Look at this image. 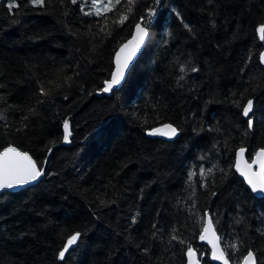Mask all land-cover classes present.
I'll list each match as a JSON object with an SVG mask.
<instances>
[{"label":"trees","instance_id":"trees-1","mask_svg":"<svg viewBox=\"0 0 264 264\" xmlns=\"http://www.w3.org/2000/svg\"><path fill=\"white\" fill-rule=\"evenodd\" d=\"M109 1L98 16L90 0H0V150L49 153L37 183L0 192V264H185L189 246L218 264L206 215L230 264H264V196L234 170L264 147V0ZM138 22L147 44L98 94ZM165 124L177 135H148Z\"/></svg>","mask_w":264,"mask_h":264},{"label":"snow or ice","instance_id":"snow-or-ice-1","mask_svg":"<svg viewBox=\"0 0 264 264\" xmlns=\"http://www.w3.org/2000/svg\"><path fill=\"white\" fill-rule=\"evenodd\" d=\"M75 3L76 0H73ZM117 3H119V0H116ZM133 0H129V3H132ZM31 3L33 6H44L45 0H31ZM8 8L11 11V9L16 8L17 4L14 2V0H11V2L8 3ZM105 10H110V5L105 6ZM90 14V13H86ZM96 15H100V12L97 11ZM149 17L154 15V13L150 10L148 13ZM124 19L122 18L120 23H123ZM101 31H104V29H101ZM136 31L138 33V38L134 37V41L136 42V47L139 46L141 42L144 40V35L146 34L145 26H142V23L136 24ZM258 33L261 35V38L264 39V25L260 26L257 29ZM132 43L131 41L129 42ZM128 45H124V48H127ZM124 48L121 49V51L124 50ZM131 58V54L129 57L125 58L123 62H121L119 54L117 55V67L114 72L111 73V80L105 81V86L103 88L104 92L111 91L114 87L121 85L122 80L125 78L126 71L129 67V61ZM260 60L262 63H264V54L260 56ZM184 69H181L183 71ZM195 71V69H193ZM183 79V77H181ZM40 94L42 96H47L48 92L45 91L43 87L40 89ZM253 112V100L249 99L247 101V105L243 107V115L247 118L249 117V114ZM0 119H3V116H0ZM27 119V117H25ZM248 126L251 129L253 127V121L252 119L247 120ZM164 129L166 130V133H162L161 129H154L148 133V135H157V134H167L169 138H172L177 135V129L173 127L171 124H165ZM69 124L68 121H64V142H68L69 138ZM50 151V150H49ZM244 152V149L241 148L239 152L237 153V156H239L241 153ZM256 158L261 162L262 166V173H261V179L257 183L254 181L247 173L241 172L242 175L245 176V178L248 180V183L252 187L253 192L260 191L264 192V149L258 151L256 153ZM237 170L239 171V166H237ZM211 171V170H209ZM43 173V170L37 167L36 161L32 159L31 156H29L27 153H22L18 151L15 147H6L3 152H0V189L5 188H14L17 186H21L24 184H27L31 181L37 180L38 177H40ZM203 169L201 170V175H204ZM192 173L189 174V178L191 179ZM215 195V193H213ZM203 226V233L200 235V239L204 240L206 238V234L211 233L214 237V240H209L208 242L211 244L213 248L212 252V259L221 261V264H228V259L225 256V252L223 249H221L218 245L219 237L216 236L213 220L211 217H209L207 224L202 225ZM175 231V229H174ZM81 236L80 232H76L74 234L69 235L67 238V242L62 245V250L58 253V259L61 261L65 260L66 253H69V250L78 243V240ZM172 239H176L175 236L172 237ZM183 243V241H181ZM232 247H236V245H232ZM193 249L191 246L188 248V255H189V264H193L191 257L193 255ZM243 264H255V258L254 253L250 250L248 251L247 255L243 258Z\"/></svg>","mask_w":264,"mask_h":264},{"label":"water","instance_id":"water-1","mask_svg":"<svg viewBox=\"0 0 264 264\" xmlns=\"http://www.w3.org/2000/svg\"><path fill=\"white\" fill-rule=\"evenodd\" d=\"M138 23H139V22H138ZM138 23H136V24H138ZM136 24H135L134 27H133V30H132V33H131L130 37H129L127 40H125V41H124V42H123V43H122V44L116 49V51H115V53H114V56H113V69H112V72H114V71L116 70V67H117V63H116V61H117V55H118V54H119V56H120L121 62H123L124 59L127 58V57H129V55L131 54V58H130V61H129V67H128V70L126 71V74H125V78H124V80L126 79V76H127V74L129 73L131 67L133 66V64H134V63L136 62V60L138 59L139 55H140L141 52L143 51V49H144V47H145V45L147 44L148 39H149V31H148V29L145 27L146 34L144 35V40H143V42H141V43L139 44L138 47H136V42L134 41V37H137V38H138V33H137V31H136ZM142 26H143V25H142ZM130 41L132 42L131 44L129 43ZM124 45H128V47H127V48H124ZM122 48H124L123 51H121ZM112 72H111V73H112ZM108 80H111V75H110V77H109ZM124 80H122L121 85L123 84ZM121 85L114 87L111 91L120 88ZM104 86H105V82H104ZM104 86H103V88H104ZM103 88L101 89L100 92H98V94H102V93H103V94H107V95H109V94L111 93V91H109V92H104V91H103ZM246 105H247V104H246ZM246 105H245V106H246ZM243 116H244V115H243ZM244 117H245V116H244ZM245 118H246V117H245ZM159 129L162 130V133H166V130L164 129V127H161V128H159ZM62 131H63V136H62V140H61V142H60V145H66V146H68V145H70V137H71L70 126H69V133H70V134H69V138H68V142H67V143H65V142H64V139H63V137H64V123H63V126H62ZM157 135H159V136H164V137H168V138H169V136H168L167 134H157ZM6 147H15L18 151H20V152H22V153H27L29 156H31L27 151H22V150H20L18 147L14 146V145H7V146H5V147H3V148L0 150V152H3L4 149H5ZM240 149H241V148H239V149L236 151L235 162H234V170L236 171L237 175H238V176L244 181L245 185L247 186V188L251 191V193H252L254 196L262 197V196H264V192H260L259 190L256 191V192H253L252 187H251L250 184L248 183V180L245 178L244 175L241 174V172H245V173H247V174H248V175H249L254 181H256L257 183L260 181V179H261V173H262V166H261V162H260L259 160H257V158H256V153H257L258 151L264 149V147H263V148H258V149L254 152V154L252 155V157H251L250 159H248V158L246 157V155H245V148H243V149H244V152L241 153L239 156H237V153L239 152ZM48 155H49V153H48ZM48 155H47V157H48ZM31 157H32V156H31ZM47 157L44 159V161H43V163H42L41 166H39V165L37 164V167L43 170L42 175H41L40 177H38L37 180H35V181H31V182H29V183H27V184H24V185H21V186H17V187H14V188H10V189H9V188L0 189V192H3V191L16 192V191H19V190H21V189L27 187V186H30V185H33V184L37 183V182L42 178V176H43V174H44L45 167H46V163H47ZM32 159L34 160L33 157H32ZM34 161H35V160H34ZM237 166H239V169H240L239 171L237 170ZM209 217H210L209 215H206V216H205L204 225L207 224V221H208ZM214 229H215V228H214ZM202 233H203V229H202L201 234H202ZM215 233H216V230H215ZM216 236L219 237L217 233H216ZM209 240H214V237L212 236L211 233L206 234V238H205L204 240H201V242H203L204 244H206V245L209 247V249H210V259H211L212 261H214V262H217L218 264H221V261L213 260V259H212L213 248H212L211 244L208 242ZM218 245H219V247L222 249V246H221V243H220V237H219ZM193 253H194V254H193L192 257H191V260H192L193 264H201V261H200V259H198V256H197V253H196L195 250H193ZM247 253H248V252H247ZM247 253L243 256V258L247 255ZM225 256H226V255H225ZM226 258H227V257H226ZM243 258H242L240 264H243ZM254 258H255V264H256V257H255V254H254ZM189 259H190V258H189V255L187 254V258H186V263H185V264H189ZM228 264H230L229 261H228Z\"/></svg>","mask_w":264,"mask_h":264},{"label":"rangeland","instance_id":"rangeland-1","mask_svg":"<svg viewBox=\"0 0 264 264\" xmlns=\"http://www.w3.org/2000/svg\"><path fill=\"white\" fill-rule=\"evenodd\" d=\"M92 8H94V10L96 11H100V10H104L105 6H109L110 5V1L109 0H90V3Z\"/></svg>","mask_w":264,"mask_h":264}]
</instances>
